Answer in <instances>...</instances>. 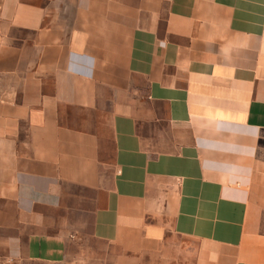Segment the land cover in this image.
Masks as SVG:
<instances>
[{
  "label": "crops",
  "instance_id": "crops-1",
  "mask_svg": "<svg viewBox=\"0 0 264 264\" xmlns=\"http://www.w3.org/2000/svg\"><path fill=\"white\" fill-rule=\"evenodd\" d=\"M0 264H264V0H0Z\"/></svg>",
  "mask_w": 264,
  "mask_h": 264
}]
</instances>
